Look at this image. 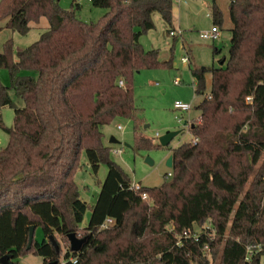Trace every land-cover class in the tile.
<instances>
[{"label": "trees", "instance_id": "16d2710c", "mask_svg": "<svg viewBox=\"0 0 264 264\" xmlns=\"http://www.w3.org/2000/svg\"><path fill=\"white\" fill-rule=\"evenodd\" d=\"M91 4L107 9L97 22L76 15L80 4L65 9L59 0H0V30L25 34L31 20L49 22L17 59L10 39L0 51V69L10 76L9 85L0 80V107L13 109L11 126L0 120L8 134L0 148V257L11 264L29 253L44 264H264V0H229L228 56L221 55L219 66L191 67L201 96L191 140L171 149V176L156 186L140 183L139 190L111 158L102 127L130 118L133 149L161 146L143 133L133 80L141 69L173 66L172 49L162 60L140 42L155 26L154 13L173 29V0ZM212 17L223 24L215 2ZM82 151L95 175L107 166L93 204L75 180ZM107 217L113 222L103 228ZM31 225L44 237L38 241L34 233L28 248ZM196 225L197 240L184 236ZM72 232L85 238L78 251L69 248ZM250 243L262 248L246 259Z\"/></svg>", "mask_w": 264, "mask_h": 264}, {"label": "rangeland", "instance_id": "374dc122", "mask_svg": "<svg viewBox=\"0 0 264 264\" xmlns=\"http://www.w3.org/2000/svg\"><path fill=\"white\" fill-rule=\"evenodd\" d=\"M213 2L219 6L224 18L223 24L219 26V38L215 41L203 39L199 35L201 31L210 30L214 25ZM72 3H74L72 0H59V4L65 9H69ZM228 4L229 0H173L172 28L176 31L179 30L180 33L176 36L170 35L167 30L168 25L159 13H154V28L140 37V42L145 49L155 48L159 51L160 59H167L171 49L173 54L172 67L141 69L134 75L135 103L141 109L143 133L152 138L154 143H158L159 137L167 131L179 130L180 132L168 146L145 150L133 149V122L130 118L117 117L102 127L103 143L111 147V158L120 164L132 183L139 182L147 186L160 185L166 177L165 174L171 171V168L166 165L171 149L191 140L192 133L189 130V124L191 125L195 119L198 121L197 117L200 112L196 105L201 99V96L195 93L196 79L191 73V67L219 66L218 59L221 55L228 56L231 37ZM106 10V8L95 7L91 2L83 0L80 8L76 10V15L84 21L97 22ZM29 27L25 34L10 28L1 29L0 51L3 43L10 39L14 58L17 59V53L36 41L40 34L48 29L49 22L45 16H42L39 21L31 20ZM214 47L220 49L221 53L213 55ZM188 48H190L189 51ZM184 56H189L192 62L190 63V60L183 62ZM0 80L3 84L9 85L8 69H0ZM175 80H178L179 83H175ZM210 85L211 76L207 74V90H209ZM10 94L15 101L22 103L14 90H10ZM176 100L191 104V109L187 111L175 109L174 102ZM0 120L5 125L11 126L13 109L7 105L0 107ZM111 137L116 138L119 142H111ZM7 142L8 134L0 128V148L4 147ZM147 157L152 159V163L146 162ZM257 168L258 166H256ZM106 173L107 166L102 163L95 175L88 165L86 152L82 151L75 180L79 186L80 195L89 204L96 201L100 183L105 178ZM89 216L90 210L87 209L82 225L87 223ZM195 230L199 232L200 226L197 227L196 225ZM36 237H38V241L43 239L44 233L41 227L37 228ZM60 244L63 252L67 247L66 243L61 240ZM18 264L44 263L43 257L29 253L21 256Z\"/></svg>", "mask_w": 264, "mask_h": 264}, {"label": "built area", "instance_id": "2783aa9c", "mask_svg": "<svg viewBox=\"0 0 264 264\" xmlns=\"http://www.w3.org/2000/svg\"><path fill=\"white\" fill-rule=\"evenodd\" d=\"M72 1L75 4H81V2L83 0H72ZM87 1L88 2H91L92 0H87ZM178 1H181V0H178ZM169 33L172 36H176L177 34L180 33V31L179 30L176 31L175 29H172V30H170ZM199 35L203 39L215 41V40H217L219 38V27H218V25H213L210 30L201 31ZM182 61L183 62H189V56H184L182 58ZM119 83L120 84H123V81L120 80ZM175 83H179V81L178 80H175ZM246 99L247 100H251V97L248 96ZM191 107H192L191 104L186 103V102H183V101H180V100H176L174 102V108L175 109H179V110H182V111H187V110H190ZM119 127H121V125H119ZM189 127H190V124H189ZM197 141H198V138L197 137H193L192 138V142L193 143H195ZM167 176H171V171H169L167 173ZM140 185L141 184L139 182H137V183H132L131 182V188L133 190H139ZM142 198L143 199H146L147 198V194L146 193H142ZM112 222H113V218L107 217L105 219V221L103 222L102 227L105 228V227L108 226V224H111ZM204 226H205V228L210 227L209 224H206ZM183 234L186 237H192L194 240H197L198 239V232L195 229H193V230L192 229L184 230L183 231ZM209 234H212L213 235L214 234V230H212V232H210ZM203 248H204V250H209L208 244H205L203 246ZM261 248H262L261 243H250V244H248L246 246V259H249L254 253L258 252Z\"/></svg>", "mask_w": 264, "mask_h": 264}, {"label": "water", "instance_id": "95a60500", "mask_svg": "<svg viewBox=\"0 0 264 264\" xmlns=\"http://www.w3.org/2000/svg\"><path fill=\"white\" fill-rule=\"evenodd\" d=\"M186 123V122H185ZM180 131L179 130H174V131H167L165 134L161 135L159 137V144L161 146H168L171 142V140L179 133ZM110 141L111 142H114V143H117L119 142L116 138L114 137H111L110 138ZM146 162H149V163H152V159L147 157L146 158ZM172 164H173V156L172 154H170L168 157H167V160H166V165L171 168L172 167ZM34 232H35V226L34 225H31L30 226V230H29V241H28V248H30L31 244H32V241H33V237H34ZM67 238L69 240V248L70 250L72 251H78L82 244L84 243L85 241V238H79L78 236H76L75 233H69L67 235ZM49 239L51 240L52 244L55 246V248L58 250L59 249V245L57 243V241L55 240V238L51 235L49 237ZM0 262L2 264H11L10 261H9V257L7 255H4L2 257H0ZM47 264H57V261H49Z\"/></svg>", "mask_w": 264, "mask_h": 264}, {"label": "crops", "instance_id": "0c3cea01", "mask_svg": "<svg viewBox=\"0 0 264 264\" xmlns=\"http://www.w3.org/2000/svg\"><path fill=\"white\" fill-rule=\"evenodd\" d=\"M219 28H220V27H219ZM183 47L186 49V46H185L184 44H183ZM188 49H190V48H188ZM191 60H192V59H190V63L192 62ZM190 63H189V64H190ZM190 67H191V65H190ZM19 102H20V101H19ZM19 104H20V103H19ZM170 154H171V152L169 153V155H170ZM82 198H83V197H82ZM36 230H37V229H36ZM36 230H35V232H34V233H35V236H36ZM36 238H38V237H36ZM43 263H44V261H43Z\"/></svg>", "mask_w": 264, "mask_h": 264}]
</instances>
